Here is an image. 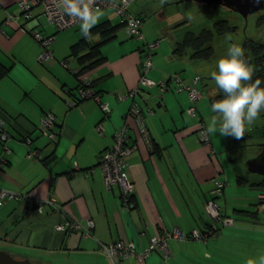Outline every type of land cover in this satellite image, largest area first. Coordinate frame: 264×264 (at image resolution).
Instances as JSON below:
<instances>
[{
    "label": "crops",
    "instance_id": "0c3cea01",
    "mask_svg": "<svg viewBox=\"0 0 264 264\" xmlns=\"http://www.w3.org/2000/svg\"><path fill=\"white\" fill-rule=\"evenodd\" d=\"M18 1L0 0V63L7 68V74L0 76V115L6 116L10 134L5 143L0 141V188L17 195L0 199L1 250L45 264H113L100 250V242L123 240L142 249L165 230L178 229L185 235L193 230L205 233L213 223L206 208L210 199L224 217L234 219L233 213L245 210L229 208L227 201L220 204L233 181L237 187L250 186L239 184L237 177L249 183L261 179L238 162L245 150H240L234 137L218 133L209 134V142H202L196 130L199 125L207 128L213 115L210 99L217 87L211 90L203 74L205 61L175 52L188 31L181 25L192 24L187 10L169 7L173 3L169 0L130 2L128 12L143 19V38L129 36L125 26L117 27L114 37L101 44L103 60L84 73L93 81L98 98L110 107L105 116L95 98L77 100L79 80L74 71L99 57L88 56L87 44L76 53L72 51L83 36L80 25L59 30L45 19L40 7L33 8L30 21L20 17L9 22L8 15L21 14ZM136 1L135 7L132 3ZM99 12L102 15L96 25L104 21L110 26L124 24L112 9ZM24 25L40 30L43 36H54L48 68L40 64V43L28 30H21ZM88 37L97 42L103 35L96 32ZM156 41L159 44L146 76L169 83V90L163 93L140 83L143 47ZM173 75L186 85L200 78L195 86L203 95L196 102L195 115L187 113L192 104L189 93L177 89ZM119 94L127 96L121 99ZM70 100L75 103L71 108ZM134 105L145 113L147 139L139 137L127 115ZM46 112L56 119L53 130L57 139L53 142L40 132ZM125 122L131 125L128 133L135 146L127 168L134 185L131 208L122 205L118 187L110 192L105 189L99 164L100 155ZM99 123L105 129L103 135L96 131ZM261 124L260 116L251 132ZM27 136L32 143L25 142ZM30 150L38 151L39 159L28 157ZM229 163L233 164L234 180L226 174ZM216 181L225 183L219 197L213 193ZM259 209L262 217L256 222L251 218L249 223L264 225V207L260 204ZM71 219L83 223L91 219L92 234L84 236L68 229ZM236 222L234 219L230 228H220L216 237L206 241L169 239L168 256L158 249L145 259L129 257L117 264H247L264 254V229L245 230ZM60 225L66 228H58Z\"/></svg>",
    "mask_w": 264,
    "mask_h": 264
},
{
    "label": "built area",
    "instance_id": "2783aa9c",
    "mask_svg": "<svg viewBox=\"0 0 264 264\" xmlns=\"http://www.w3.org/2000/svg\"><path fill=\"white\" fill-rule=\"evenodd\" d=\"M132 0H94L92 7L96 10L103 9H112L116 13L121 21L125 25V29L129 36H134L137 39H142L143 34L141 31L143 19L139 16L132 15L129 11V5ZM87 2V0H85ZM61 5V0H19L18 6L21 10L20 15H8V21L14 22L20 17L26 21H30L32 18V10L34 7H40L42 13L45 14L50 23L54 24L59 30L71 28L73 26H78L81 24V21L75 17H69L65 15ZM21 30L29 31L32 33L33 37L40 43L42 50L39 54V60L41 62L48 63L53 59V50L52 43L54 36H43L40 30L30 29L28 25L20 27ZM159 41L146 43L144 45V55L145 58L142 61L141 65V74H140V83L148 87H156L159 89L160 93L169 90V83L165 82H156L151 80L146 76V71L152 68V52L158 46ZM77 71V69L75 70ZM172 82L175 83L179 91L187 90L189 93L190 101L192 102L191 106L188 108L187 113L189 115L196 114V102L202 97V92L197 89L195 86L199 83L200 78L196 77L191 85H186L182 82V79L178 75L172 76ZM80 86L78 89L79 95L82 99L92 98L99 103L100 110L107 116L110 113V107L105 102H102L98 98V94L95 89L90 86V78L86 74H80L79 76ZM137 90H134L132 94H136ZM127 96V94H119L118 97L121 99ZM70 108L74 106V102L71 100L68 102ZM127 115L134 121L135 127L137 129L140 137L148 138L146 126L144 123V111L137 105L129 108ZM147 112H151L150 109H147ZM55 115L52 112H46L44 117L41 119V128L40 132L50 141H55L57 139V134L54 132V123ZM8 121L5 117L0 115V141L5 143L9 138L10 134L8 131ZM131 125L128 122H125L120 129L118 128L113 135V143L110 144L100 155L99 164L103 172V181L105 189L110 192L115 187H118L120 195L119 199L123 206L131 208L133 207V202L130 198L134 190V185L129 181L127 168H128V156L133 152L134 144L131 143L129 133ZM200 139L202 142H209V134L206 132V127L201 125L200 127ZM96 131L98 134L103 135L105 129L101 123L96 125ZM25 142L30 144L32 143L31 136L25 137ZM28 157L34 159H39L40 154L36 150H30ZM2 162L0 161V165ZM225 183L223 181H216V186L214 188V195L220 196L223 193ZM16 193L12 191L0 188V199H11L16 197ZM206 208L208 213H210L213 223L210 229L206 230L205 233L198 230H193L188 235L181 233L178 229L172 231H163L159 236H154L150 239L148 247L142 249H136V245L133 242H125L123 240H116L109 243L100 242V250L104 251L105 254L109 257L113 264H117L120 260L136 257L137 259H145L152 251L160 250L168 256L169 250L167 242L169 239H180V240H202L206 241L208 238L216 237L220 233V223L223 226L233 225L234 219L231 217H224L220 213V207L215 202L214 199L208 200L206 203ZM68 229L80 233L84 236H89L92 234L94 223L91 219H87L85 223L80 222L76 219H71L67 223ZM58 228L65 229L66 227L60 225Z\"/></svg>",
    "mask_w": 264,
    "mask_h": 264
},
{
    "label": "clouds",
    "instance_id": "9594fccd",
    "mask_svg": "<svg viewBox=\"0 0 264 264\" xmlns=\"http://www.w3.org/2000/svg\"><path fill=\"white\" fill-rule=\"evenodd\" d=\"M93 3L94 0H61L60 5L65 15L81 21L80 31L86 39L102 15L92 7ZM253 71L239 45H229L226 55L218 59L212 79L222 97L210 106L213 115L206 128L208 134L239 139L246 127L264 114V86L260 80L252 81ZM247 264H264V254L249 259Z\"/></svg>",
    "mask_w": 264,
    "mask_h": 264
},
{
    "label": "rangeland",
    "instance_id": "374dc122",
    "mask_svg": "<svg viewBox=\"0 0 264 264\" xmlns=\"http://www.w3.org/2000/svg\"><path fill=\"white\" fill-rule=\"evenodd\" d=\"M169 1H173V3L170 4L169 7H173L174 9L176 7L182 9L183 11L187 10L189 12V14H187L188 15L187 18L191 20L190 22H192V24L181 25L187 27L186 30H193L196 33H200L205 28H211L214 21L220 19L228 20L232 25L237 26L236 32L215 38L214 43L212 44L214 45L215 54L210 60L205 61L206 66L202 68L204 69L203 74L206 75L207 79L210 81L209 83L212 85L211 90L217 87L214 80L212 79V73L216 70V62L223 55H226V51L229 45L236 44L242 47V43H244L246 38H255L257 40L264 42V12L251 14L248 16L247 19H245L236 11H232L224 7L222 8L219 6H215L214 8H211L212 10H210L211 12H209V14H212L213 16V19L210 20L207 19L206 16H204L205 14H204V9H202L203 7L200 4L198 5V3L194 1H189V0L184 2H181L182 0H169ZM132 4L133 6L136 7L137 1L133 2ZM45 19L47 20V18ZM229 37L231 39H229ZM40 64H42L46 68L50 66L49 64L46 66L47 63L43 64L40 62ZM261 123H262L261 126H258L260 127L259 129H254V131L251 132L252 130L251 127L253 125L248 126L246 127L243 136L240 137L241 139L238 140L235 138V140H237V145H239L238 147L240 148V150L244 149L245 155H247V157H245L244 155V157H241L240 160L238 161V162L241 161L240 165L243 163V167H246V171L248 169L246 164L247 161L253 158V157L250 158L249 156L252 154L255 155V153L258 152L257 150H259L260 143H264V115H261ZM249 127L250 129H248ZM232 171H233V164L229 163L228 168L226 169V174H228L229 177L228 176L227 177L230 178V180L232 179L234 180L235 177L233 176ZM258 198H259L258 190H256L255 188H251L248 185H245L243 187H237L236 183H234L233 181L232 184H229V187L227 188L226 197L223 196L221 197L222 200H220L221 201L220 204L223 205L224 201H227L229 208L230 206H234L237 209H245L246 212L250 213L249 217L244 216V214L240 212L233 213V217L237 221L236 224H238L239 226H243L245 230H263L264 225L260 223L259 224L249 223L251 221L250 220L251 218L256 222V220H259L262 217L259 211H257L260 206L259 204L260 201ZM231 210H233V208ZM252 216H254L255 219ZM219 227L222 230H224L230 228L231 226L224 227L220 223ZM197 241H202V240H197ZM37 263L45 264L44 261L42 260H39Z\"/></svg>",
    "mask_w": 264,
    "mask_h": 264
},
{
    "label": "trees",
    "instance_id": "16d2710c",
    "mask_svg": "<svg viewBox=\"0 0 264 264\" xmlns=\"http://www.w3.org/2000/svg\"><path fill=\"white\" fill-rule=\"evenodd\" d=\"M201 6L203 7L202 9H204L205 15L204 14L203 15L206 16L207 19L212 20L213 16L212 14H209V12H211L210 11L212 10L211 8H214L215 5H211V7L205 5H201ZM260 12H264V8ZM109 24H110L109 21H104L101 24L92 27L89 31V35H92L96 32L102 34L103 35L102 40L97 42H91L89 37L86 39L84 36H82L80 37L81 39L73 46L72 51L76 53L78 49H80L84 44H87L90 50L88 56L89 55L92 56L93 54L99 56L88 67H84L81 69L77 68V71H74V75L77 76L78 80L80 74H84L87 72V68H90L103 60V56L100 57V50H99L101 44L114 37L113 33L115 32V29L117 27L119 28L120 26H125L122 25L121 23L111 26ZM108 27L111 28L109 29ZM236 31H237V26L232 25L228 20L225 19L216 20L214 21L211 28H205L200 33H196L193 30H188V32L186 31L182 41L179 42L178 45H176L175 52L176 54L178 53L180 55H186V54L189 55L190 53L189 58L197 61L210 60L215 54L214 45H212L214 43L215 38L229 35ZM242 49L244 50L245 53V59L254 70L252 81L254 82L255 80H260L261 86H264V42L257 40L255 38H246L244 43H242ZM4 74H7V68L0 63V76ZM79 86H80V82L79 85L77 86L78 87L77 89H79ZM90 86L94 88L92 80L90 82ZM94 91H96V93L98 94L96 89ZM77 97H78L77 100L79 101L82 100V97L80 95H77ZM221 97L222 94L219 92L217 88L216 94H214V96L210 99L211 104L216 100H219ZM2 116L6 118L5 115ZM200 127L201 125H199V128L196 129L197 132L199 133H200L199 130ZM236 180L239 184H249L251 188H255L256 190H258L259 194L264 195V177L261 178L258 182H251V183H249L247 179L242 177H237ZM130 198L133 201L132 194L130 195ZM258 199L260 201V197ZM261 207H264V205L261 204ZM239 211L243 212L245 216H250V213L246 212V210H239Z\"/></svg>",
    "mask_w": 264,
    "mask_h": 264
},
{
    "label": "water",
    "instance_id": "95a60500",
    "mask_svg": "<svg viewBox=\"0 0 264 264\" xmlns=\"http://www.w3.org/2000/svg\"><path fill=\"white\" fill-rule=\"evenodd\" d=\"M188 1V0H182ZM198 3V5H215L236 11L243 18L247 19L249 15L260 12L264 7V0H189ZM247 167L250 172L264 175V148L256 157L247 161ZM0 264H39L28 258L16 257L8 251L0 249Z\"/></svg>",
    "mask_w": 264,
    "mask_h": 264
},
{
    "label": "flooded vegetation",
    "instance_id": "af4514ba",
    "mask_svg": "<svg viewBox=\"0 0 264 264\" xmlns=\"http://www.w3.org/2000/svg\"><path fill=\"white\" fill-rule=\"evenodd\" d=\"M263 148H264V143H260V146H259V150H257L258 152L255 154V156H253V158L254 157H256L259 153H261L262 152V150H263ZM258 174V173H257ZM261 178H263L264 177V175H260V174H258ZM260 202H261V204L262 205H264V195H261L260 194Z\"/></svg>",
    "mask_w": 264,
    "mask_h": 264
}]
</instances>
